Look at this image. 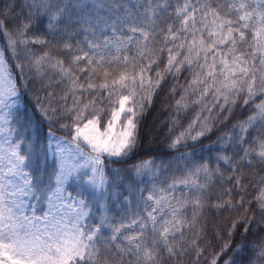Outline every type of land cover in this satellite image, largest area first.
Returning a JSON list of instances; mask_svg holds the SVG:
<instances>
[{"label":"snow or ice","instance_id":"obj_1","mask_svg":"<svg viewBox=\"0 0 264 264\" xmlns=\"http://www.w3.org/2000/svg\"><path fill=\"white\" fill-rule=\"evenodd\" d=\"M0 40V264H264V0H0ZM169 79L179 155L123 177ZM236 107L214 158L180 152Z\"/></svg>","mask_w":264,"mask_h":264},{"label":"trees","instance_id":"obj_2","mask_svg":"<svg viewBox=\"0 0 264 264\" xmlns=\"http://www.w3.org/2000/svg\"><path fill=\"white\" fill-rule=\"evenodd\" d=\"M33 31L37 35H44L42 26H37L33 29ZM0 43L3 44V41L0 40ZM179 82L183 83V80H180ZM174 83L175 81L169 79L168 82L163 85L162 89L158 90V92L153 95L152 102L147 107L140 121L141 139L135 154L128 159L126 163L106 162L110 169H119L123 177H129L130 175H133L130 173L131 165L139 162L140 160L156 158L157 164H160L161 161H164L165 163H175V157H177L179 153L168 148V144L170 143V117L173 112L172 105L177 98L169 94ZM33 105L34 99L32 98L31 93L26 96H22L21 104L18 106L20 125H23L21 131L26 137L35 139L39 136V138L43 140L47 137L50 126L40 117ZM248 114L249 110L247 108L236 107L232 115L229 117V122H227L225 126H220V121L224 120V116H220L219 120L215 122L216 126L214 127L212 133L208 134L206 137H202L199 141H189L187 146L180 149V152L190 154V159L194 160L196 163L202 162L201 157H203L204 160H208L210 157L214 158L220 151V146L216 143L217 138L228 132L233 124L244 119ZM225 115H227V113H225ZM189 119H191V115H189L188 119L183 121L184 126L187 125ZM217 128L219 130H216ZM51 131L63 136L66 135V133L56 131L54 128H52ZM50 163L51 162L49 161V164ZM49 171H51V167H49ZM135 178L142 179L147 183L150 179V174ZM161 179H163V177H161ZM124 182L128 183L129 181L125 179ZM254 194L255 193H252L250 190L248 198L250 199ZM239 214L240 213H237V216ZM257 220L259 221L258 213ZM256 227V225L253 226L254 230H256ZM262 235H264V233H262ZM252 238L253 237L251 236L249 237V239ZM236 242H240L239 234L236 237Z\"/></svg>","mask_w":264,"mask_h":264},{"label":"rangeland","instance_id":"obj_3","mask_svg":"<svg viewBox=\"0 0 264 264\" xmlns=\"http://www.w3.org/2000/svg\"><path fill=\"white\" fill-rule=\"evenodd\" d=\"M0 46H2V44L0 43ZM21 104V100L19 101V104L18 106ZM57 136H63V135H60L58 133H55ZM75 189V185H73V188L70 189V190H74ZM29 204H35L36 205V212H37V215H40L42 214L43 211H46L47 210V202L45 200H31L29 199ZM29 211H31V209H29Z\"/></svg>","mask_w":264,"mask_h":264}]
</instances>
